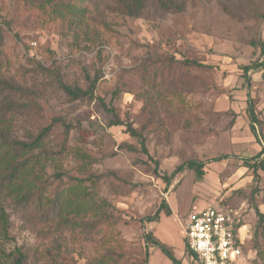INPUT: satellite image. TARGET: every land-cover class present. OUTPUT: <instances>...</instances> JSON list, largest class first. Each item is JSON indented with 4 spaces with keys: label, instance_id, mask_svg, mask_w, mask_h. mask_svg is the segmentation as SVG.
I'll return each instance as SVG.
<instances>
[{
    "label": "rangeland",
    "instance_id": "rangeland-1",
    "mask_svg": "<svg viewBox=\"0 0 264 264\" xmlns=\"http://www.w3.org/2000/svg\"><path fill=\"white\" fill-rule=\"evenodd\" d=\"M40 1L0 0V78L31 87L41 105L32 116L9 120L11 135L25 139L60 116L69 126L61 171L86 177L72 153L90 156V172L99 179L83 186L95 192L96 208L78 217L77 227L37 233L7 201L12 239L4 248L37 252L30 264H172L146 238L150 234L181 264H193L184 249V227L192 215L215 207L232 215L246 235L241 263L263 264L252 241L254 233L259 241L264 232L255 212L264 214V172L258 170L255 180L242 161L264 148V78L259 70L244 76L242 66L262 60L264 0H176L181 10L154 5L139 17L123 15L112 0H85L81 22L67 10L60 17L51 5L39 8ZM86 76L98 78L95 95L115 115L95 99L69 98L59 86L62 79L87 89ZM247 99L259 120L255 133ZM116 118L144 136L147 154L124 125L110 124ZM62 130H54L49 147ZM221 155L227 157L212 160ZM189 160L204 162L202 176L184 169L165 191L160 176ZM53 172L46 162L49 196L69 184L67 176L58 180ZM162 199L170 215L162 210L147 222ZM55 222L53 217L48 225Z\"/></svg>",
    "mask_w": 264,
    "mask_h": 264
},
{
    "label": "trees",
    "instance_id": "trees-1",
    "mask_svg": "<svg viewBox=\"0 0 264 264\" xmlns=\"http://www.w3.org/2000/svg\"><path fill=\"white\" fill-rule=\"evenodd\" d=\"M118 6V10L127 16L139 17L149 7L154 5L157 9L168 11L171 9L181 10L182 2L176 0H153V5H148V0H112ZM182 1V0H180ZM85 0H79L78 4L65 2L64 0H42L38 3L39 8H46L53 6V12H58L60 17L63 10L70 12L72 17L76 18L77 22H81L86 16L87 8L84 5ZM69 12H67L69 14ZM262 60L251 65H243L242 70L244 76L250 70L261 71V76L264 78V41L258 42ZM184 62L191 66L210 68L196 60L185 59ZM89 78V76H86ZM249 83L248 80H246ZM59 86L63 91L73 100L80 98H88L90 100H97L100 106L106 108L104 101L95 95L98 78H89V85L87 89H81L79 86L71 85L58 79ZM0 264H30L33 258L38 256L37 252L30 253L29 249H23L16 246L12 250L7 251L4 248V243L11 241L10 217L5 208V203L11 201L22 212L25 220L33 228L35 232H56L65 231L72 227H77L79 224L76 219L82 215L87 214L94 208L93 190L87 189L83 186L86 181L99 179L90 172L88 156L84 152L74 150L72 156L75 161L79 162V169L81 172H86V177H78L67 175L61 170L63 169L62 162L68 155L67 138L69 133V126L64 124L60 116H54L49 123L43 125L37 130L35 135L27 136L25 139H18L11 135V124L9 120L14 117H21L26 113L32 116L41 110V105L36 97H39L31 87L19 85L0 78ZM19 96L20 100H14V96ZM21 98L27 101L21 102ZM40 98V97H39ZM111 114L115 115L114 108H106ZM27 110V111H26ZM247 112L249 115V126L253 133H255V124L259 123L258 118L253 109V104L250 99H247ZM26 116V115H24ZM23 116V117H24ZM111 125H124L126 132L131 136L137 137L140 143V151L147 154L145 147L144 136L137 132L129 123H123L118 118L110 121ZM61 126L63 128L60 137L56 139L54 146L49 147L48 139L53 134L54 130ZM62 137V138H61ZM129 150H134L133 147L128 146ZM264 148L256 155L250 158H244L242 166L250 170L255 180H258V170L264 172ZM227 155L214 157L213 161H219L226 158ZM46 162H49L54 167L53 176L61 180L62 177L67 176L69 184L65 189L55 188L52 196H49V183L43 177L42 172L45 169ZM204 162L189 160L178 165L170 175L160 176L165 182L164 190L168 188L172 178L178 172L184 169H192L197 176L201 177L203 173ZM158 163L155 162L154 173L157 172ZM94 202V203H93ZM103 205L106 204L102 201ZM164 210V213L170 215L171 210L164 199L159 204V207L154 215L146 217L147 222L155 221L159 213ZM258 222L257 228H264V214L255 210ZM55 217L56 222L54 227L48 225L51 219ZM46 228V229H45ZM254 240L252 247L256 250V257L264 264V232L260 233L261 239L258 241V235L254 233ZM146 238L171 261L172 264H181V262L168 250L165 246L154 240L150 234ZM184 249L188 254L190 261L194 257V253L189 249L186 238L183 235ZM148 257V250L145 252V258ZM193 263V262H192Z\"/></svg>",
    "mask_w": 264,
    "mask_h": 264
},
{
    "label": "built area",
    "instance_id": "built-area-1",
    "mask_svg": "<svg viewBox=\"0 0 264 264\" xmlns=\"http://www.w3.org/2000/svg\"><path fill=\"white\" fill-rule=\"evenodd\" d=\"M234 217L220 208L206 207L192 215L183 235L194 253L193 264H242L245 234Z\"/></svg>",
    "mask_w": 264,
    "mask_h": 264
},
{
    "label": "bare ground",
    "instance_id": "bare-ground-1",
    "mask_svg": "<svg viewBox=\"0 0 264 264\" xmlns=\"http://www.w3.org/2000/svg\"><path fill=\"white\" fill-rule=\"evenodd\" d=\"M242 229V228H241Z\"/></svg>",
    "mask_w": 264,
    "mask_h": 264
}]
</instances>
